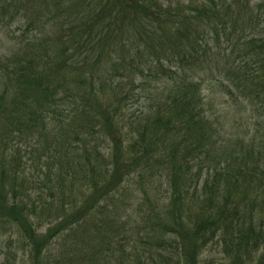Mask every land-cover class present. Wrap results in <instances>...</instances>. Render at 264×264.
<instances>
[{
	"label": "trees",
	"instance_id": "16d2710c",
	"mask_svg": "<svg viewBox=\"0 0 264 264\" xmlns=\"http://www.w3.org/2000/svg\"><path fill=\"white\" fill-rule=\"evenodd\" d=\"M35 3L43 26L46 9L61 14L59 47L28 42L25 63L0 57V232L17 234L28 264H53L50 244L74 223L126 210L127 176L155 165L172 166L169 202L144 225L129 214L122 238L98 231L88 243L105 261L118 251L128 264H199L217 240L230 264H264L252 221L264 207V0H0V20ZM130 75L131 87L120 79ZM214 81L232 110L204 88ZM238 103L250 123L236 135ZM205 166L210 194L193 214L182 172L192 181Z\"/></svg>",
	"mask_w": 264,
	"mask_h": 264
},
{
	"label": "rangeland",
	"instance_id": "374dc122",
	"mask_svg": "<svg viewBox=\"0 0 264 264\" xmlns=\"http://www.w3.org/2000/svg\"><path fill=\"white\" fill-rule=\"evenodd\" d=\"M162 1L165 4H168V2H173L175 4L178 0ZM37 5L38 3H35L34 7H32L33 9H28L26 13L25 10H21L17 20L9 21V18L4 21L0 20V57L4 61L7 59H10L9 61L16 59L17 61L19 59L21 63H25V55L31 50H28L27 48L28 42L36 43L37 47L42 43L48 47V44L53 42V46L56 44L54 47L55 49L59 47L57 38L58 35H62L61 33L65 29V26H61V19L58 17L61 14H59L55 8L52 11L46 9V24L43 26L42 21L36 12ZM11 12H14V10L12 9ZM30 20L32 21L33 26L28 28ZM58 20V25H56V21ZM44 32L46 34H44ZM36 34L37 39H33ZM214 49L215 51L220 52L217 48ZM135 77V75H130L129 78L125 77V79H123V77H120V79L124 85L131 87L133 86V82L135 83L131 78L135 79ZM211 83L212 82H207L204 84V88L207 87L209 92L213 91L214 94L216 93L218 95L217 100L220 102V108H223L222 112L232 110L234 108L232 105V99L229 98V96L223 97L220 95L221 91L217 90V83L215 81L213 82L215 84L212 85ZM149 101L151 100L144 98L141 102L135 103L133 109L138 110L139 108H143L145 104H149ZM239 109H241L240 115ZM236 111L238 121L240 117V122H242L238 123L239 125L237 126V123L230 121L229 125L233 126V131H236V135H238L247 131L250 121L242 120L246 117V115H244L246 111H242L240 103L237 104ZM129 115L130 114L128 113L127 117H129ZM128 129L127 126V130ZM104 139L106 140L102 143L101 147L108 150L111 141L107 136H105ZM18 140V137L14 140L16 146L19 143ZM23 144L24 142L22 141L21 145ZM28 147L31 148V145ZM220 152L221 149L213 153L217 155ZM29 168L32 170L31 173L35 177L36 174L34 172H39L38 167L30 166ZM198 169L199 164L197 163L191 171L194 173ZM191 171L182 172L185 176L184 178H186V187L188 188V192L184 194L183 199L188 204L187 208L189 207L193 214H196L199 206L206 205L205 198L210 194L206 180L208 179V168L205 166L203 171L200 174H196L197 177L194 176L192 181ZM214 173V169L212 168L209 174L210 176H213ZM171 177L172 166L169 172L168 170L164 171L160 169L157 165L149 169H143L142 171H135L127 176L118 193V195L121 196L120 202L125 205L126 210L121 208L120 211L114 215L111 212L106 213L105 216L99 213L93 214L94 221L91 222L89 226H78L77 223H74V229L61 232L54 238L47 250L49 260H51L53 264H128L124 259L127 258V256L120 254L118 251L117 261L112 259L111 262L108 263L109 257L105 261L100 251H97V249L89 244L88 241L94 240L95 235H98L100 240L101 236L98 231L106 232L109 241H111L109 236L112 234L118 235L119 238H122L127 232L122 228V225L129 218V214L132 215L133 220L136 219L142 225L146 224V222L152 218L150 216L151 207L156 209L169 202L173 190ZM245 208V203H242L241 209ZM254 212L256 215L254 214L255 217L252 221L258 229L262 228L264 230V207L258 205L255 207ZM109 215L114 216L116 222L109 218ZM48 224L49 222L44 220V225L47 226ZM128 227L130 226L128 225ZM40 229L44 230L45 228ZM137 243L139 244V242ZM223 244V241H210L202 251L199 264H230V257L226 256L223 252ZM113 245H116V243L114 242L110 246ZM104 246L105 248L109 247L107 242H105ZM25 251L26 250L23 249L22 245H20V242L17 240V234L15 232L11 230L6 233L0 232V263L7 259L9 264H28V257L27 254H25ZM260 253V251L256 253L254 252V255H256L254 263H256L259 258L258 256ZM163 264L174 263L163 262Z\"/></svg>",
	"mask_w": 264,
	"mask_h": 264
}]
</instances>
